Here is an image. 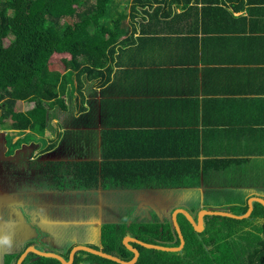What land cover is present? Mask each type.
I'll return each instance as SVG.
<instances>
[{"label":"crops","instance_id":"crops-1","mask_svg":"<svg viewBox=\"0 0 264 264\" xmlns=\"http://www.w3.org/2000/svg\"><path fill=\"white\" fill-rule=\"evenodd\" d=\"M133 1L113 3L123 30L104 78L80 77L79 87L66 71L63 104L47 108L42 133L0 128L5 159L26 161L15 179L33 192L30 223L4 214L3 202L20 201L0 197V264L36 229L101 248L103 224H164L176 208L264 201V4L169 0L134 10Z\"/></svg>","mask_w":264,"mask_h":264},{"label":"trees","instance_id":"trees-1","mask_svg":"<svg viewBox=\"0 0 264 264\" xmlns=\"http://www.w3.org/2000/svg\"><path fill=\"white\" fill-rule=\"evenodd\" d=\"M110 1L0 0V128L42 133L47 108L63 104L59 90L65 86L64 72L69 75L74 72L79 87L80 77L90 79L92 74L101 79L105 77L109 71L108 55L123 30V14L115 11L114 17L112 10L111 15L107 13ZM168 2L134 0L133 9ZM210 2L200 0L203 5ZM242 2L264 4V0ZM18 102L33 103V107L23 112L16 109ZM195 173L198 174L197 165ZM239 210L245 213L246 204ZM252 217L254 223L250 219L205 216L203 230L195 232L185 217L178 214L177 223L184 239L182 250L163 252L134 245L139 252L134 264H264V207L261 204H253L248 218ZM128 230L144 243L165 247L179 244L170 220L164 224L156 220L130 224ZM123 236L124 232L118 233L117 227L103 226V252L123 261L130 260L133 255L121 244ZM86 262L117 264L85 252L75 255L74 264ZM33 264L60 263L53 258H39Z\"/></svg>","mask_w":264,"mask_h":264},{"label":"flooded vegetation","instance_id":"flooded-vegetation-1","mask_svg":"<svg viewBox=\"0 0 264 264\" xmlns=\"http://www.w3.org/2000/svg\"><path fill=\"white\" fill-rule=\"evenodd\" d=\"M7 152H8V148L6 149L5 146H2L0 144V197H3V198L4 197L5 198L13 197L14 199L19 200L20 202H18L16 204H13V202H10V203L3 202V211H4V214L13 213V210L16 212L20 211V213H22V215L24 217V221L26 223H30V218L27 216V212L29 211V209L32 208V204L28 201H29L30 196L33 194V192L31 190H29L28 188H26V186H21L19 183V179H15L16 177H18V175L15 176V174H18V170H16L15 167H20L22 174H24V169L26 168V163H25L26 161L23 160V158L20 159L19 161H17L18 163L14 162V161L13 162L7 161L5 159L6 156H9L6 154ZM8 173H10L12 180L9 179L11 181L7 184H4L3 179ZM13 185H15V187H13ZM2 200L3 199L0 198V204H1ZM82 206H83V210L79 213V215H81L83 217L89 216L90 208H91L90 202H88V203L84 202ZM8 220H10V219H8ZM176 220H177V217H176ZM11 221H14V223L17 222L16 219H12ZM105 225L117 227L118 233L124 232L123 238L126 237V235H131L130 231L128 230L129 225L128 226L125 225V229L120 230L119 225L103 224L101 226V230H102V227ZM26 234L27 233H22L23 238L26 237ZM47 236L48 235L41 234V232L37 231V229H36V232H34L33 236L26 239L28 241L22 247H20L18 249H16L14 245H12L10 248L8 247L3 253L1 264H16L19 257L25 252H26V254H25V256H24V258L20 264H33V262H35L39 258H50V257L39 256L34 251L41 252V253L56 254V255L60 256L61 258H63L65 261L68 260V256H69L71 250L77 246H85V247L92 248L94 250H101L103 252V248H102V244H101V235H100L101 248L93 247L92 245L86 246V245H80L77 243L74 244V242L68 241V239H67L68 237H65L62 235H60L59 237L57 236L55 239H48V237H51V236H48V237ZM129 237H131V236H129ZM76 238H79V237H76ZM123 238L121 240L122 245H123ZM132 238L137 239L135 237H132ZM130 244L133 248H136L134 245H137V244H135V243H130ZM38 245L41 247L40 251H38V249H37V247H39ZM43 249H45V250H43ZM79 252H84V251H75L74 255H73V260L70 264H74V257ZM85 253H87V252H85ZM79 264H91V263L86 262V263H79Z\"/></svg>","mask_w":264,"mask_h":264},{"label":"water","instance_id":"water-1","mask_svg":"<svg viewBox=\"0 0 264 264\" xmlns=\"http://www.w3.org/2000/svg\"><path fill=\"white\" fill-rule=\"evenodd\" d=\"M253 203H259L264 207V201L261 200L260 198L254 197V198H250L247 200V210L241 216H233L231 213H228L225 211H219V210H200V212L197 214V216H195V219L193 218V215L188 213L186 210L181 209V208H176L171 212L170 220H171L172 226H173V228L177 234L178 240H179L178 246H176V247H165V246H160V245L148 244V243H144L142 241H139L137 239H134L132 237L126 236L123 238V245L133 255L132 258L128 261H123L119 258H116L115 256L106 254V253L102 252L101 250H94L92 248L85 247V246H77L74 249H72L69 256H68L67 261H65L63 258H61L60 256H58L56 254L41 253V252H36V251H34V252L36 254H38L39 256L54 258V259L58 260L61 264H70L73 260V255H74L75 251H84V252H87L89 254H92V255L113 261L117 264H134L137 261V258L139 256V252L136 248H133L130 243H135V244H137L143 248H146V249H152V250L163 251V252H179L182 250V248L184 246V239H183V236L181 234L180 228H179L177 220H176L177 214L184 216L185 219L188 221V223L191 225V227L193 228V230L195 232H201L203 230V227H204L203 218L205 216H221V217H227V218L242 220V219H245V218L250 216V214L253 210ZM25 254H26V252L23 253L19 257L16 264L21 263Z\"/></svg>","mask_w":264,"mask_h":264},{"label":"rangeland","instance_id":"rangeland-1","mask_svg":"<svg viewBox=\"0 0 264 264\" xmlns=\"http://www.w3.org/2000/svg\"><path fill=\"white\" fill-rule=\"evenodd\" d=\"M93 1V0H92ZM120 0H111L110 2H109V4L107 5V13H110V15H111V10L113 11V3L114 4H116V3H118ZM110 18H112V16H110ZM100 23H101V20H100ZM5 44H7V40H5V42H4ZM23 104L22 105H20V104H18V110H26V107H27V104L28 103H26V102H22ZM8 141L10 142V138H8ZM15 169L16 170H21V168L20 167H15ZM10 172V171H9ZM17 174H15V176H16ZM9 179H11V176H10V173H8L5 177H4V179H3V183L4 184H7V183H9L11 180H9ZM13 187H15V185H13ZM230 208V211H228L229 213H231L233 216H241V215H243V214H241V212H240V210H239V208H238V206H230L229 207ZM194 212H188V213H190V214H193V213H195L196 212V209L195 210H193ZM200 211H198L197 213H195L194 214V219H195V216H197V214L199 213ZM248 219H250L251 220V223H254V220H253V217L252 218H245V220H248ZM122 222V221H121ZM84 238H86L87 239V236H84ZM96 244V243H95ZM154 245H156V244H154ZM39 246V245H38ZM96 246V245H95ZM102 248H103V246H102ZM37 249H38V251H40V249H41V247L39 246V247H37ZM36 249V250H37Z\"/></svg>","mask_w":264,"mask_h":264}]
</instances>
